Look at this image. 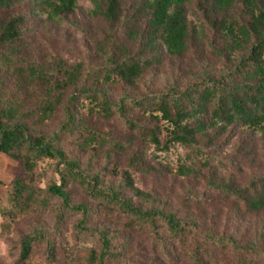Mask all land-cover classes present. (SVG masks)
<instances>
[{
  "label": "trees",
  "instance_id": "16d2710c",
  "mask_svg": "<svg viewBox=\"0 0 264 264\" xmlns=\"http://www.w3.org/2000/svg\"><path fill=\"white\" fill-rule=\"evenodd\" d=\"M90 1L92 14L108 28L96 42L99 60L88 51L83 64L55 60L45 66L38 50L29 49L36 33L32 14L86 36L85 27L71 16L77 0H0V153L19 160L26 174L41 160H52L58 179L45 187L25 177L12 182L13 211L52 213L51 222L37 219L19 235L12 246L13 264H29L38 251L57 264L66 253L69 216L76 218V237L93 236L97 242L88 264H131L126 250L138 230L168 261L183 252L191 264H208L205 257L216 255H229L237 264L252 259L264 264V229L243 241L235 232L219 234L153 202L134 183V175L152 171L143 148L131 150L118 175L116 161L128 145L119 140L106 147L107 137L94 125L117 122L129 137L158 149L180 144L206 155L219 153V141L229 140L236 127L264 135V0H195L202 30L212 34L208 58L197 49L196 68L186 78L156 89L145 85L141 91L136 81L163 55L183 57L201 31L188 19L192 0ZM50 120L53 128H38ZM73 144L90 149L85 162L68 152ZM179 173L192 169L180 166ZM74 187L85 199L74 200ZM204 193L232 198L247 212H258L264 207V166L244 184L210 171ZM102 215L114 216L116 223Z\"/></svg>",
  "mask_w": 264,
  "mask_h": 264
},
{
  "label": "rangeland",
  "instance_id": "374dc122",
  "mask_svg": "<svg viewBox=\"0 0 264 264\" xmlns=\"http://www.w3.org/2000/svg\"><path fill=\"white\" fill-rule=\"evenodd\" d=\"M197 2L187 7L190 25L198 31L196 39L191 40L190 50L183 57L163 55L160 64L150 68L136 82L138 90L145 85L150 88H161L174 78L183 80L195 70L192 60L197 49H202L204 57L208 58L207 43L212 34L202 30L201 14L196 9ZM93 5L90 0H77L76 9L72 18L78 20L86 29V36L76 32L66 24L48 21L45 15L39 12L32 14L31 24L36 33L29 40L30 50L36 48L41 55L45 66L55 60H62L74 66L83 64L87 52H90L93 61L99 56L96 52V42L103 40L107 33V26L93 14ZM116 93L119 85L114 86ZM95 127L105 134L108 144L123 141L127 148L120 155L117 163L118 175L125 169L126 160L135 146L143 148L144 157L150 164L152 171L149 174L134 175L136 189L148 193L152 201L167 204L179 215L186 218L194 217L203 228L213 229L219 234L229 235L235 232L243 241L253 239L259 231L264 229V207L258 212L249 213L242 203L223 196L204 193L205 182L210 171L221 178L231 179L236 184H244L251 177L256 176L264 166V135L247 127H236L229 140L221 139V150L217 154L206 155L194 152L191 148L180 144H173L168 149H158L138 138L129 137L117 122L99 120ZM55 121H46L38 128L50 130ZM110 144V145H109ZM70 154H77L85 162L90 155V149H83L77 145H67ZM101 164L100 161L96 166ZM192 169V173L181 175L179 167ZM25 177L29 182L39 187H45L50 182L58 180L55 171V162L44 159L38 162L32 173L26 174L22 163L0 153V264H13L15 251L12 246L17 244L19 235L28 230L32 223L39 219L47 223L52 220L49 211H30L16 213L9 201L12 182L16 178ZM118 177H115V181ZM74 200L85 199L80 190L74 187ZM198 196L202 198L198 200ZM10 211L7 219L1 214ZM115 221L114 216L102 215L101 219ZM76 218L69 216L65 221L66 253L57 264H88V252L97 246L93 236L78 238L74 234L73 225ZM10 223V224H9ZM126 256L131 264H191L182 252L168 261L159 255L149 245L145 233L136 231L130 236V244ZM208 264H237L229 255L205 257ZM29 264H51L45 260L41 251L36 252ZM108 264H125L123 261H112ZM250 264H256L252 259Z\"/></svg>",
  "mask_w": 264,
  "mask_h": 264
}]
</instances>
